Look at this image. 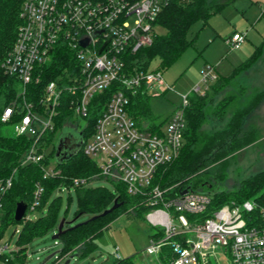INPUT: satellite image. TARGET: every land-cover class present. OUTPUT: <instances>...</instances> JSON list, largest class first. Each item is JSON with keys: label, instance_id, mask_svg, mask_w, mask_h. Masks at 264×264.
<instances>
[{"label": "built area", "instance_id": "2783aa9c", "mask_svg": "<svg viewBox=\"0 0 264 264\" xmlns=\"http://www.w3.org/2000/svg\"><path fill=\"white\" fill-rule=\"evenodd\" d=\"M171 1L24 0L15 42L2 62L5 73L19 82V91L4 108L1 121L12 123L17 136L32 137L20 164H39L43 178H50L60 170L43 164L48 147L44 137L55 129L64 95L69 97L66 104L72 118L89 121L91 113L98 110L94 132L82 146L84 154L99 169L93 179L99 176L124 185L127 194L148 208L149 223L161 233L150 237L149 255H156L160 264H212V253L221 246L235 264H264V207L255 215L256 202L232 201L206 216L212 200L208 190H195L192 181L191 189L183 194L190 185L187 180L166 187L155 182L158 169L175 161L183 149L190 93L183 96V105L174 111L167 127L138 120L132 114L131 98L148 94L154 84L168 86L161 70L130 67L127 58L153 43L155 22ZM245 39L246 34L233 32L226 42L231 49H238ZM62 46L71 52L65 68L47 82L39 102L29 100L28 85L42 80L43 66H48ZM217 79L209 66L194 91L205 95ZM16 175L14 169L0 177V211ZM86 183L85 178H74L72 186ZM43 191L38 183L22 220H30ZM199 215L204 217L196 219ZM167 245L172 254L162 258ZM9 246V241L0 240V261L7 264L18 250Z\"/></svg>", "mask_w": 264, "mask_h": 264}, {"label": "trees", "instance_id": "16d2710c", "mask_svg": "<svg viewBox=\"0 0 264 264\" xmlns=\"http://www.w3.org/2000/svg\"><path fill=\"white\" fill-rule=\"evenodd\" d=\"M23 1L0 0V177L10 175L14 169L17 171L13 187L6 195L3 209L0 211V240L4 236L6 225L9 222L22 224L17 240L19 248L13 258H10L8 264H24L28 246L31 245L32 241L57 227L62 203L58 192L61 191L60 188L63 186L74 188L76 191V217L82 214H90V218L77 226L73 225L74 227L65 221L64 231L61 232L59 237L61 249L58 251V258H68L74 253L80 256L86 255L94 247V240L102 235L109 223L119 215L131 216L135 214L137 216L142 212H148V208L139 204V198L127 194L122 184L115 183L116 187L120 189L117 193L103 187L89 186V183L72 186L74 178L87 179L98 173L99 170L96 162L84 154L83 148L63 162L56 161L60 173L55 177L43 178V172L39 164L24 166L20 164L25 150L32 142V137L28 135L17 136L13 132L4 130L1 115L4 108L16 99L19 91V82L5 73L2 62L15 42L20 23L19 13ZM224 4V0H172L162 9L155 22L157 26L164 27L166 32L161 35L156 34L150 46L143 47L135 55L128 57V65L130 67L135 66L140 70H149L151 61L156 57L160 58L165 65L174 62L193 42V40L188 39L192 25L199 20L204 23L207 22L213 10ZM263 52L264 44L258 46L229 77L218 78L212 84L211 90L209 89L210 91L206 92L205 95L198 93L189 95V105L185 110L187 126L184 132L183 149L175 161L158 169L156 183L166 187L187 180L190 184L196 176L203 173L202 170L205 169L204 172L208 171L209 165L227 157L234 150L248 143L246 138L240 135L244 119L264 98V91L254 95L243 109L236 110L226 127L211 134L205 133L202 128L209 115L204 106L227 81L234 79L239 72L248 70ZM70 53V49L66 46H62L60 50L56 51L48 66L47 63L43 66L42 80L28 85L29 100L35 103L40 101L45 85L62 72L67 64L65 59L70 56ZM147 97L148 94L139 93L131 98L133 102L132 114L140 121L151 118ZM235 97L236 95L233 94L226 96L223 102L218 104L219 108L226 111L235 100ZM68 99L69 97L64 95V104L55 119V129L46 133L44 137V145L46 147L52 145L49 154L54 155V157L56 152V145L54 146L52 143L54 135L58 130H65L72 118V112L66 104ZM91 115L92 118L81 131L85 141L94 132V125L99 111L95 109ZM49 154L44 159L43 164L45 165L49 163ZM224 163L222 162V165ZM211 176L206 177L202 183L212 185L208 189L212 194V200L208 211L205 213L206 216H212L215 210L231 200L239 203L246 200L256 202L255 215L259 214L260 207H264V170L243 179L233 187V190L229 191L215 186L214 182L210 180ZM213 177L220 178L218 176ZM38 183L43 186L44 191L37 209L46 207V212L35 220L15 221L14 213L17 202L24 200L29 205L33 200V194ZM192 186L195 188L194 182ZM56 192L57 194L53 197ZM115 199L121 202V206L102 216V212L109 209L114 204ZM71 200L72 196L70 194L68 201ZM160 234L159 232L152 236H159ZM79 248L80 250H78ZM163 252H166L167 255L172 254L171 247L167 245L163 248L161 257H167V255H162ZM114 264L137 263L131 258H118Z\"/></svg>", "mask_w": 264, "mask_h": 264}, {"label": "rangeland", "instance_id": "374dc122", "mask_svg": "<svg viewBox=\"0 0 264 264\" xmlns=\"http://www.w3.org/2000/svg\"><path fill=\"white\" fill-rule=\"evenodd\" d=\"M224 1V5L213 10L207 22L199 20L192 25L188 39L193 42L174 62L165 65L158 57L151 61L149 70H161L168 88L154 84L148 89L147 102L151 118L146 121L150 125L167 127L174 111L183 105V96L189 93L196 94L194 88L200 85L202 72L209 66L214 68L217 78H227L258 46L264 44V0ZM155 30L160 35L166 32L162 26H156ZM234 31L246 34L245 41L238 49H231L226 42V38ZM214 83L215 81L211 86ZM263 91L264 52L248 70L239 72L234 79L227 81L204 106L209 115L202 127L203 131L211 134L226 127L236 110L243 109L254 95ZM231 94L236 95L235 100L226 111L220 109L218 104ZM42 119L45 120L46 116L42 115ZM87 123V119L72 118L71 125L67 126L64 132L61 130L56 132L53 145L58 144L62 133L71 132L78 136ZM3 129L12 133V123L3 124ZM240 135L246 138L248 143L209 165L208 171L202 170L203 173L194 179L195 190L207 191L209 188L202 183L210 175H212L210 180L215 186L226 191L233 190V187L243 179L264 170V98L245 117ZM51 150L50 144L46 148V153L49 154ZM56 161L54 155H50L49 164L57 166ZM222 162H225L224 165ZM94 177L95 174L85 178L89 186L103 187L113 193L120 191L112 181L103 177L93 179ZM58 193L62 200L58 225L32 241L28 246L24 264H114L118 255L121 259L131 258L137 264H160L156 255H149L146 252L150 237L160 230L149 223L146 217L148 212H142L137 216L121 214L116 217L102 235L94 240V247L86 255L73 254L68 258H58L57 253L51 256L61 249L60 239H53V235L63 219L73 226L90 218V214L76 217L77 194L74 188L69 191L64 187ZM56 194L57 192L53 197ZM70 194L72 200L68 201ZM232 201L235 200L230 202ZM45 212L46 207L37 209L31 212L29 217L35 220ZM203 217L199 215L196 219ZM175 223L179 225L178 219H175ZM21 229V223L9 222L6 225L2 241H9L10 249L19 248L17 240ZM188 236L194 237L193 234ZM214 253L215 255L212 253L211 256L212 264H235L232 256L221 246H217ZM162 255L165 256L167 253L163 252ZM0 264L7 263L0 261Z\"/></svg>", "mask_w": 264, "mask_h": 264}, {"label": "water", "instance_id": "95a60500", "mask_svg": "<svg viewBox=\"0 0 264 264\" xmlns=\"http://www.w3.org/2000/svg\"><path fill=\"white\" fill-rule=\"evenodd\" d=\"M82 44L85 45L86 42L82 41ZM63 132H64V130H63ZM71 136H74V133H71V132L62 133V136L60 137L58 144L56 145V152H55V158L58 162H63L65 160L71 158L73 155H75L81 149V146L83 145V141H81L79 143L80 147H78L76 150H72L71 153H68L70 148L68 146H65V145H68V142L71 141ZM79 136H82V135L79 133ZM66 150H68V151H66ZM206 185L208 186V188H211V186H212L211 184H206ZM190 189H191V184L182 193L184 194ZM120 206H121V202H118L117 199H115L114 204L109 209H106L104 212H102L101 215L105 216ZM27 208H28V202H26L24 200L17 202L16 208H15V213H14V220L15 221H21L23 219L26 211H27ZM79 224H76L74 226H77ZM64 225H65V219H63L60 222V224L58 226V231L53 235V239H59L61 232L64 231L63 230ZM57 253H58V251L54 252L51 256H53ZM74 254H77V253H74ZM41 264H43V263H41Z\"/></svg>", "mask_w": 264, "mask_h": 264}, {"label": "flooded vegetation", "instance_id": "af4514ba", "mask_svg": "<svg viewBox=\"0 0 264 264\" xmlns=\"http://www.w3.org/2000/svg\"><path fill=\"white\" fill-rule=\"evenodd\" d=\"M81 141H83V143H84V139H83V137L82 136H76L75 134H74V136H71V141L70 142H68V145H65V146H68L69 148H70V150L68 151V150H66V151H68V153H71L72 152V150H76L78 147H80L79 146V143L81 142ZM83 146V145H82ZM82 146H81V148H82ZM81 150V149H80Z\"/></svg>", "mask_w": 264, "mask_h": 264}, {"label": "crops", "instance_id": "0c3cea01", "mask_svg": "<svg viewBox=\"0 0 264 264\" xmlns=\"http://www.w3.org/2000/svg\"><path fill=\"white\" fill-rule=\"evenodd\" d=\"M234 32H237V31H234ZM232 33H233V32H232ZM232 33H231V34H232ZM231 34H230V35H231ZM230 35H229V36H230Z\"/></svg>", "mask_w": 264, "mask_h": 264}]
</instances>
